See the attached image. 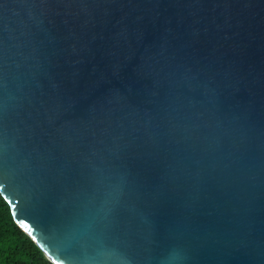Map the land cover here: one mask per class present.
Segmentation results:
<instances>
[{
    "label": "water",
    "instance_id": "1",
    "mask_svg": "<svg viewBox=\"0 0 264 264\" xmlns=\"http://www.w3.org/2000/svg\"><path fill=\"white\" fill-rule=\"evenodd\" d=\"M0 193L53 264H264V0H0Z\"/></svg>",
    "mask_w": 264,
    "mask_h": 264
},
{
    "label": "trees",
    "instance_id": "2",
    "mask_svg": "<svg viewBox=\"0 0 264 264\" xmlns=\"http://www.w3.org/2000/svg\"><path fill=\"white\" fill-rule=\"evenodd\" d=\"M0 264H53L15 222L11 206L1 193Z\"/></svg>",
    "mask_w": 264,
    "mask_h": 264
}]
</instances>
